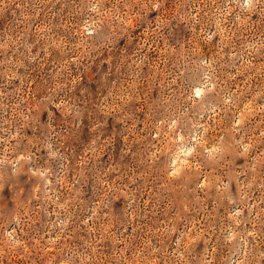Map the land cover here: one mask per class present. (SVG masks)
Here are the masks:
<instances>
[{"label": "rangeland", "instance_id": "obj_1", "mask_svg": "<svg viewBox=\"0 0 264 264\" xmlns=\"http://www.w3.org/2000/svg\"><path fill=\"white\" fill-rule=\"evenodd\" d=\"M0 264H264V0H0Z\"/></svg>", "mask_w": 264, "mask_h": 264}]
</instances>
